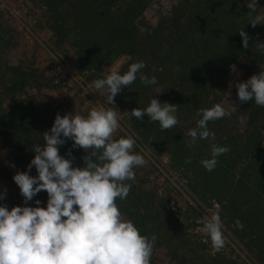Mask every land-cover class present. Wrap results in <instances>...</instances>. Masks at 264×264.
I'll use <instances>...</instances> for the list:
<instances>
[{
	"label": "trees",
	"instance_id": "16d2710c",
	"mask_svg": "<svg viewBox=\"0 0 264 264\" xmlns=\"http://www.w3.org/2000/svg\"><path fill=\"white\" fill-rule=\"evenodd\" d=\"M43 1L51 32L61 42L71 41L82 61L81 71L103 79L105 68L121 58L129 59L121 75L132 63H145L136 80L117 96L132 110L145 109L154 98L178 105L179 123L161 130L159 122L147 116L143 120L132 116L130 129L150 141L158 156L168 154L173 169L185 172L191 196L204 204L219 205V215L232 226L235 239L264 264V132L260 127L264 107L254 100L241 104L245 119L237 129L232 122L234 114L209 122L215 141L198 140L189 148L185 140L201 118L196 112L217 104L213 88L231 66L244 60L250 77L263 71L264 26L250 24L252 18L244 0H181L156 26L142 22L149 0ZM241 30L250 37L247 49L242 45ZM141 74L149 78L154 75L157 83H142ZM5 75L0 90V139L11 151L10 160L17 172H23L34 158V146L43 145L41 134L52 127L59 113L50 104L40 111L33 100L22 97L34 88V82L38 91L43 87L35 69L17 65L9 67ZM72 143L68 140L61 146L60 154L71 159L67 155L71 150L73 166H83L81 158L86 153L72 149ZM212 143L230 151L217 157L215 169L207 171L201 161L212 158ZM188 160L191 162L186 163ZM29 174L37 175L35 167ZM125 183L131 185L132 181ZM116 203L141 235L156 236L153 258L170 224L160 217L163 201L155 191L135 195L131 188L128 197ZM237 219L243 230L235 226ZM196 244L194 249L185 241L179 243L177 264H229L225 258L206 256L205 247Z\"/></svg>",
	"mask_w": 264,
	"mask_h": 264
},
{
	"label": "clouds",
	"instance_id": "9594fccd",
	"mask_svg": "<svg viewBox=\"0 0 264 264\" xmlns=\"http://www.w3.org/2000/svg\"><path fill=\"white\" fill-rule=\"evenodd\" d=\"M248 6L255 8L256 0H251ZM262 21L264 15H257L250 24L255 27ZM239 35L247 49L250 37L244 30ZM145 67L142 61L132 63L123 75L111 71L106 78L95 80V89L113 106L92 108L87 117L57 114L52 127L41 134L43 145L34 146V158L27 171H18L13 177L25 206L9 210L0 205V264H151L156 236L141 235L116 203L117 199L128 197L131 185L125 182L135 181L134 168L143 166L145 160L133 153L136 145L133 138L114 139L120 127L118 118L122 116L115 107V97ZM140 80L146 85L157 83L154 75L149 78L141 74ZM235 87L241 104L254 100L264 107V71L236 83ZM177 110L178 105L154 98L145 109L135 108L124 115L138 120L147 116L159 122L161 130H168L179 123ZM235 111L236 108L229 111L220 104L199 109L196 116L201 118L197 127L185 137L188 147H195L198 140L215 141L209 122L231 117ZM68 140L73 142L72 149H83L86 153L81 158L83 166H73L75 157L71 150L67 154L71 159L60 154V147ZM229 151V147L212 143V158L202 160V166L213 171L217 157ZM33 167L36 176L29 174ZM42 191L48 195L46 207H40L39 200H35L36 207L27 206ZM5 198L6 190L0 192V201ZM235 226L240 230L244 227L238 219ZM222 228L218 213L204 223L203 231L210 239L213 253L226 244Z\"/></svg>",
	"mask_w": 264,
	"mask_h": 264
},
{
	"label": "rangeland",
	"instance_id": "374dc122",
	"mask_svg": "<svg viewBox=\"0 0 264 264\" xmlns=\"http://www.w3.org/2000/svg\"><path fill=\"white\" fill-rule=\"evenodd\" d=\"M181 0H149L142 22L156 26L162 18L169 17L180 4ZM250 18L264 15V0H256V7L248 6L251 0H244ZM264 26V21L261 22ZM128 58H121L112 66L106 67L103 75L111 71L120 72L128 63ZM25 65L35 69L41 75V91L38 84L33 83L22 96L34 101L39 110L45 105L51 107L63 117L66 114H79L84 117L92 108H108L106 97L95 89L93 82L98 77L88 71H81L82 61L76 54L70 40L61 42L51 32L46 4L43 0H0V90L5 80V72L9 67ZM246 62L240 60L230 67L228 72L217 80L214 90V100L226 110L236 108L232 122L234 128L244 124L245 115L241 112L242 105L238 101L235 84L245 82L250 78ZM264 71V66L263 69ZM46 87V88H45ZM230 95H226L227 93ZM115 107L119 114L120 127L114 134V139L131 137L136 141L134 154H140L145 160L143 166L134 168L135 181L131 188L135 195L155 191L157 198L163 201L164 208L160 209V217L170 223L166 238L162 241L151 264H177V248L180 242L191 245L195 249L196 242L205 247L206 256L225 258L229 264H259L252 252L239 243L232 232V226L222 219L225 246L213 253L210 239L203 231L204 223L215 213L220 212L217 203L204 204L188 192L185 172L171 167L168 154L158 156L152 151L150 141H145L130 129L132 109L115 97ZM264 132V118L260 122ZM11 151L1 144L0 139V192L6 190V198L0 205H6L9 210L14 206H25L19 187L13 177L17 173L10 160ZM48 195L40 192L27 206L36 207L35 200L41 201L40 207H46ZM125 219L129 220L125 215ZM131 221V220H130ZM180 239V240H177ZM206 240V241H205Z\"/></svg>",
	"mask_w": 264,
	"mask_h": 264
},
{
	"label": "built area",
	"instance_id": "2783aa9c",
	"mask_svg": "<svg viewBox=\"0 0 264 264\" xmlns=\"http://www.w3.org/2000/svg\"><path fill=\"white\" fill-rule=\"evenodd\" d=\"M206 241V240H205Z\"/></svg>",
	"mask_w": 264,
	"mask_h": 264
}]
</instances>
